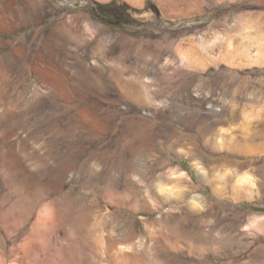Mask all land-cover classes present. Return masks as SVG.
<instances>
[{"label": "rangeland", "instance_id": "1", "mask_svg": "<svg viewBox=\"0 0 264 264\" xmlns=\"http://www.w3.org/2000/svg\"><path fill=\"white\" fill-rule=\"evenodd\" d=\"M25 1L0 8V60L12 59L0 146L23 137L33 151L40 128L47 159L68 141L82 157L108 140L154 141L148 159L167 157L186 181L166 193L155 182V209L100 214L122 236L132 217L148 244L169 232L141 264H264V0ZM84 207L77 197L75 227Z\"/></svg>", "mask_w": 264, "mask_h": 264}, {"label": "bare ground", "instance_id": "2", "mask_svg": "<svg viewBox=\"0 0 264 264\" xmlns=\"http://www.w3.org/2000/svg\"><path fill=\"white\" fill-rule=\"evenodd\" d=\"M27 2L0 0V8L28 9L32 5ZM9 59L0 60L4 79L12 67ZM22 65L27 66L25 61ZM34 90L41 93L44 89L42 84H35ZM42 131L38 129L33 151L28 152L29 140L23 137L15 146H0V264H141L144 251L156 250L159 241L171 246L168 231L159 234L161 239L148 231L154 240L148 244V237L138 235L132 217L124 219L123 236L119 223L113 225L100 218L101 213L115 217L122 207L137 210L143 203L155 209L159 191L171 192L175 178L186 181L185 170L173 168L167 157L148 159L154 141L125 138L113 146L110 140H104L103 146L86 151L84 157L80 155L85 148L81 152L80 143L68 141L65 149L51 153L47 159V154L41 152L45 145L39 142ZM28 159L37 160L28 165ZM194 164L203 171L198 162ZM74 168L78 174L70 176ZM155 182L159 191L153 187ZM243 182L254 184L250 176H245ZM182 192L186 195V190ZM77 197L84 201L86 213L75 227L71 214ZM200 198L193 195L192 199ZM140 217L148 228V222Z\"/></svg>", "mask_w": 264, "mask_h": 264}, {"label": "trees", "instance_id": "3", "mask_svg": "<svg viewBox=\"0 0 264 264\" xmlns=\"http://www.w3.org/2000/svg\"><path fill=\"white\" fill-rule=\"evenodd\" d=\"M105 7H102V6H100L99 7V10L106 16L107 14H112V15H115V16H117V18H121V14H118V13H116V12H113V11H110V10H106V9H104Z\"/></svg>", "mask_w": 264, "mask_h": 264}]
</instances>
